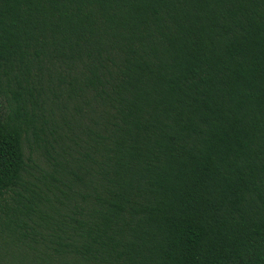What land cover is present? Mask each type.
I'll list each match as a JSON object with an SVG mask.
<instances>
[{"label": "trees", "instance_id": "1", "mask_svg": "<svg viewBox=\"0 0 264 264\" xmlns=\"http://www.w3.org/2000/svg\"><path fill=\"white\" fill-rule=\"evenodd\" d=\"M0 264H264V0H0Z\"/></svg>", "mask_w": 264, "mask_h": 264}]
</instances>
